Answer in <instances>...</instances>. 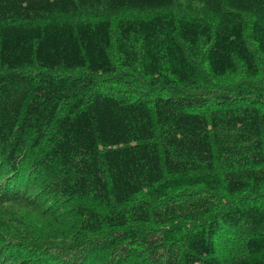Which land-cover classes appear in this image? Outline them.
I'll return each mask as SVG.
<instances>
[{
	"label": "trees",
	"instance_id": "16d2710c",
	"mask_svg": "<svg viewBox=\"0 0 264 264\" xmlns=\"http://www.w3.org/2000/svg\"><path fill=\"white\" fill-rule=\"evenodd\" d=\"M0 264H264V0H0Z\"/></svg>",
	"mask_w": 264,
	"mask_h": 264
},
{
	"label": "rangeland",
	"instance_id": "374dc122",
	"mask_svg": "<svg viewBox=\"0 0 264 264\" xmlns=\"http://www.w3.org/2000/svg\"><path fill=\"white\" fill-rule=\"evenodd\" d=\"M222 196L221 195H219V196H217L216 197V199L218 198V199H220ZM228 230H230V229H228ZM235 242H236V240H234L233 242H231V244L230 245H228V249L229 248H232L233 247V245L235 244ZM220 245H222V244H220Z\"/></svg>",
	"mask_w": 264,
	"mask_h": 264
}]
</instances>
